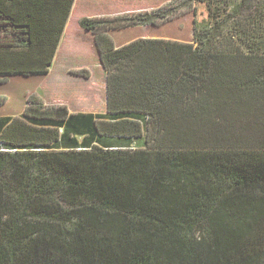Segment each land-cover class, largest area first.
Segmentation results:
<instances>
[{
    "label": "trees",
    "instance_id": "trees-1",
    "mask_svg": "<svg viewBox=\"0 0 264 264\" xmlns=\"http://www.w3.org/2000/svg\"><path fill=\"white\" fill-rule=\"evenodd\" d=\"M74 1L0 0V76L49 71ZM165 17L81 20L106 113L31 96L0 118V264H264L262 39L215 46L199 24L193 41L108 34Z\"/></svg>",
    "mask_w": 264,
    "mask_h": 264
},
{
    "label": "rangeland",
    "instance_id": "rangeland-1",
    "mask_svg": "<svg viewBox=\"0 0 264 264\" xmlns=\"http://www.w3.org/2000/svg\"><path fill=\"white\" fill-rule=\"evenodd\" d=\"M138 12L149 14L164 12L166 17L160 19L162 22L159 24H139L125 29L109 30L108 34H111L117 44L127 43L141 35H146L142 38L153 35L193 41L194 25L199 24V28L209 31L215 46L227 40L247 49L246 45H242L247 37L242 31L254 30L258 39H262L259 44L257 40L255 41L257 44L255 48L260 53L264 52V0H75L68 19L67 33L58 51L56 68L61 65L60 59L66 53V49L73 48L71 51L77 55L73 56L74 65L80 66L78 70L84 71V74H80L89 76V80L81 77L77 73L78 70H73L72 75L61 73L52 76L41 74L28 78L22 75L2 77L0 118L21 114L29 105L31 96L38 97L45 105H70V108L75 110H85L94 103L98 107V112L94 114L106 113L107 99L104 96L100 99V94H106L107 73L99 61L95 34L83 28L80 22L85 17H113ZM4 29V25L0 26V33ZM68 38H74L75 43L72 46ZM96 90L99 91V99L94 101L96 99L92 100L89 95ZM3 122L1 120V124ZM82 139L83 136H79V140ZM112 140L116 145L124 147L145 145L144 138Z\"/></svg>",
    "mask_w": 264,
    "mask_h": 264
},
{
    "label": "crops",
    "instance_id": "crops-1",
    "mask_svg": "<svg viewBox=\"0 0 264 264\" xmlns=\"http://www.w3.org/2000/svg\"><path fill=\"white\" fill-rule=\"evenodd\" d=\"M67 24H68V22H67ZM67 24H66V28H65V30H64V32H63V35H62V38H61V41H62V39L66 36L65 34L67 33ZM125 29V28H124ZM111 35V34H110ZM144 36H146V35H141V36H138V37H136V38H139V37H144ZM112 37V36H111ZM150 37H155V36H150ZM94 38V37H93ZM69 39V38H68ZM112 39H113V41H114V43H115V45H116V47L117 46H120V45H122V44H125L126 42H123V43H121V44H117L116 43V41H115V39L112 37ZM171 39H176V40H180V39H177V38H171ZM61 41H60V43H59V45H58V48H57V50H56V53H55V56H54V59H53V62H52V64L50 65V67H49V71L48 72H46V73H43L44 75H48V76H52V75H55V74H58V75H61V73H62V75L63 74H65V75H72L71 73H72V71L73 70H78L79 68H80V66H77V65H74V59H73V56H77L75 53H73L72 51H71V49L73 50V48H68V49H66V53H64V55H63V57L60 59L61 60V65L59 66V68H56V61H57V57H58V51H59V48H60V44H61ZM75 43V40H74V38H72V39H69V44L72 46L73 44ZM75 54V55H74ZM75 59H77V57H75ZM99 59H100V52H99ZM100 61V60H99ZM72 64V65H71ZM102 66V65H101ZM102 68H103V66H102ZM103 70H104V68H103ZM105 71V70H104ZM105 73H106V71H105ZM39 75H41V74H31V75H29V76H26L27 78L28 77H33V76H39ZM93 75V73H91V76ZM10 77V76H21L20 74H11V75H5V76H0V78H2V77ZM23 76V75H22ZM77 76V75H76ZM80 76L81 77H85V79L86 80H89V76H87V75H81L80 74ZM90 76V77H91ZM93 77V76H92ZM98 90H96L95 92H93L92 91V94L91 95H89L90 97H91V99L93 100V99H96V100H94V101H97L98 99H99V97H98ZM102 95V96H101ZM105 97V99H106V94H104L103 95V93L102 94H100V99H101V97ZM64 104H66L65 102H64ZM68 106V109H69V111L70 112H86V113H89V112H91V113H97L98 112V110H97V108L98 107H96V105H94V103H93V105L91 104V107H89V108H87V109H85V110H83V109H77V110H75V109H71L70 108V105H67Z\"/></svg>",
    "mask_w": 264,
    "mask_h": 264
}]
</instances>
